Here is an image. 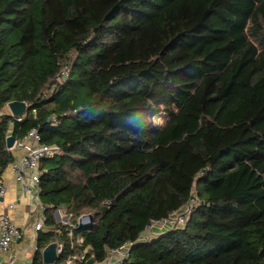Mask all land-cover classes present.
Masks as SVG:
<instances>
[{
	"label": "trees",
	"instance_id": "trees-1",
	"mask_svg": "<svg viewBox=\"0 0 264 264\" xmlns=\"http://www.w3.org/2000/svg\"><path fill=\"white\" fill-rule=\"evenodd\" d=\"M32 127L60 148L38 183L53 264L74 250L60 208L92 214L74 232L97 261L135 241L124 264H264V0H0V175ZM193 195L183 226L137 240Z\"/></svg>",
	"mask_w": 264,
	"mask_h": 264
},
{
	"label": "built area",
	"instance_id": "built-area-1",
	"mask_svg": "<svg viewBox=\"0 0 264 264\" xmlns=\"http://www.w3.org/2000/svg\"><path fill=\"white\" fill-rule=\"evenodd\" d=\"M70 60L64 61L60 64V68L52 80L48 83L46 89L43 91V96L48 97L54 90L58 88L68 77L71 67ZM7 107V106H6ZM8 109V108H7ZM9 112V110H8ZM10 113V112H9ZM20 120L21 116H13ZM11 153L12 150H19L17 156L6 164L5 169H9L14 179L21 183L23 191L28 193H38L39 178L45 169L41 168L40 163L42 159L51 157L60 152L57 144L44 143L41 140L40 132L36 127L27 130L20 138H15L13 145L8 148ZM7 191V186L0 175V197ZM198 202L196 196H191L186 205L179 211L168 215L163 219H152L146 226L145 230L138 237V241L149 240L150 236L143 237L147 231L153 230L155 227L163 228V226H170L169 229L175 226H183L193 207ZM105 203H109L108 201ZM67 219V217L65 216ZM45 217L42 216L36 225L35 230L43 228ZM89 217L87 213L79 215L77 221L67 223L66 231L70 240V246L74 250L69 253L63 260V264H85L89 257L87 246H85L84 236L81 233H75L74 228L79 222H88ZM57 232H60L58 229ZM20 230L10 215L5 211H0V257H6L4 264H13L15 257L11 255L13 243L19 238ZM154 237V236H153ZM56 241L57 256L63 252L64 246L62 242ZM135 241H124L117 247L110 248L107 255L102 260H95L93 264H124L130 257L131 250ZM0 264H3L0 261Z\"/></svg>",
	"mask_w": 264,
	"mask_h": 264
},
{
	"label": "crops",
	"instance_id": "crops-1",
	"mask_svg": "<svg viewBox=\"0 0 264 264\" xmlns=\"http://www.w3.org/2000/svg\"><path fill=\"white\" fill-rule=\"evenodd\" d=\"M4 111L8 112L7 107H5ZM19 152V150H12V155L17 156ZM1 175L7 186V191L0 197V211L7 212L20 230V236L13 243L11 249V255L15 257L13 264H31L36 255L39 257V261L45 264L41 256L43 248L38 249L36 245L37 231L35 230V225L44 216L38 193L23 191L21 183L14 179L9 169H4ZM65 216L62 215L60 217ZM46 229L44 226L42 230ZM154 230L161 234L168 231L169 228L166 229L164 227L163 230H159L160 232H158V228ZM5 259L6 257H0V261L3 264Z\"/></svg>",
	"mask_w": 264,
	"mask_h": 264
},
{
	"label": "water",
	"instance_id": "water-1",
	"mask_svg": "<svg viewBox=\"0 0 264 264\" xmlns=\"http://www.w3.org/2000/svg\"><path fill=\"white\" fill-rule=\"evenodd\" d=\"M7 108L10 112L11 115L13 116H20L21 114H23L26 109H27V103L25 101H10L7 103ZM6 147L10 148L13 143L15 138L11 135L8 134L6 136ZM54 213L57 214V212L55 211ZM88 217H89V221L88 222H79L78 226L79 227H87V226H91L93 223V216L91 213H87ZM56 218H59V215H56ZM65 218V217H64ZM87 250L90 252L91 251V247L87 246ZM41 256H42V261L45 264H52L57 260V254H56V241H51L50 243H48L46 246L43 247L42 251H41ZM95 261V257L93 254H90L89 257L87 258V260L85 261V264H93Z\"/></svg>",
	"mask_w": 264,
	"mask_h": 264
},
{
	"label": "rangeland",
	"instance_id": "rangeland-1",
	"mask_svg": "<svg viewBox=\"0 0 264 264\" xmlns=\"http://www.w3.org/2000/svg\"><path fill=\"white\" fill-rule=\"evenodd\" d=\"M73 56V55H72ZM167 119V115L165 114V113H163V112H160V113H158V114H156L154 117H153V122L155 123V124H162V123H164L165 122V120ZM193 194H194V191H193ZM56 212H57V214L59 215V218L57 219L56 218V213H54V216H55V218L57 219V220H59V221H61V222H65V221H67V220H69V217L66 215V217H67V219L66 218H64V217H60V216H62V215H65V212H64V208H60V209H58V211L56 210ZM166 228V229H168L170 226H167V225H165V226H163V228ZM156 228H158V232H160L161 230H163V228H160V227H155L154 229H156ZM150 230V231H147V232H145L144 234H143V237H147V236H153V235H159V233H157V231H155V230ZM160 230V231H159Z\"/></svg>",
	"mask_w": 264,
	"mask_h": 264
}]
</instances>
